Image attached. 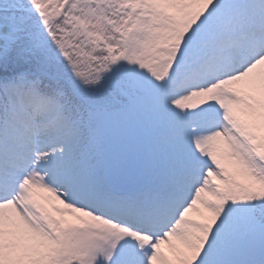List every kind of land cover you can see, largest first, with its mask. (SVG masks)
<instances>
[{
  "label": "snow or ice",
  "instance_id": "snow-or-ice-1",
  "mask_svg": "<svg viewBox=\"0 0 264 264\" xmlns=\"http://www.w3.org/2000/svg\"><path fill=\"white\" fill-rule=\"evenodd\" d=\"M0 264H264V0H0Z\"/></svg>",
  "mask_w": 264,
  "mask_h": 264
}]
</instances>
